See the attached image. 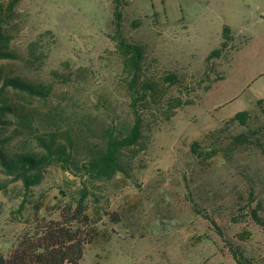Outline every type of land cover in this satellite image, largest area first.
<instances>
[{
	"label": "rangeland",
	"instance_id": "obj_1",
	"mask_svg": "<svg viewBox=\"0 0 264 264\" xmlns=\"http://www.w3.org/2000/svg\"><path fill=\"white\" fill-rule=\"evenodd\" d=\"M113 6V0H20L4 23L20 54L1 62L5 71L52 84L46 99L8 89L9 101L35 119L31 132L16 136L10 117L0 132L6 144L38 151L36 136L54 130L61 138L70 131L78 143L74 164L53 162L29 188L0 166V254L32 235L38 220L61 218L86 191L93 238L80 264H239L242 255L264 264V106L255 107L247 86L254 75L264 79V20L256 21L264 0H126L125 15L136 21L127 34L145 47L141 77L156 82L155 99L129 89L109 35ZM225 26L235 39L222 57L206 62ZM31 40L38 46L29 56ZM233 55L238 63L230 67ZM171 71L181 82L163 79ZM218 72L225 77L205 89ZM133 109L142 138L120 149L121 171L94 178L83 166L84 146L103 144L106 130L125 133ZM243 109L251 111L246 125L231 120ZM239 134L245 143L236 141ZM194 141L204 156L191 152Z\"/></svg>",
	"mask_w": 264,
	"mask_h": 264
},
{
	"label": "trees",
	"instance_id": "obj_2",
	"mask_svg": "<svg viewBox=\"0 0 264 264\" xmlns=\"http://www.w3.org/2000/svg\"><path fill=\"white\" fill-rule=\"evenodd\" d=\"M20 0H8L3 6L0 4V132L5 127L11 117L16 121V127L12 134L18 136L25 132H31L33 129L34 116L32 110H27L24 105L10 102L7 91L12 89L16 92L28 95L29 97H38L46 99L51 90L52 84L21 75H10L5 71L2 61L16 60L20 58L11 47V41L14 33L8 30L4 23L12 19L16 13V6ZM113 18L112 26L115 34H109L115 43V51L122 63L123 71L128 73V86L132 93H137L140 99L147 97L148 94L155 99L156 82L143 79L144 63L147 60L145 47L138 41L130 38L127 34V26L133 27L136 21L130 22L125 15L124 5L126 0H113ZM223 40L220 45L212 49L206 56V62L223 56L228 44L235 39L228 26L222 31ZM38 46L37 40H31L27 46L29 56L34 55ZM43 55V54H42ZM43 57L37 55L33 61L38 65L42 63ZM58 75L57 71H53ZM206 75V74H205ZM225 77L223 72H218L212 81L205 86V89H211L212 84ZM172 84L181 82L179 74L175 71L168 72L163 78ZM127 80V79H126ZM204 81V78L201 79ZM200 80V81H201ZM140 83V91L135 90ZM189 89L188 91L190 92ZM132 105L138 101L139 97L133 96ZM181 99H176L177 105H182ZM187 104L191 100H185ZM264 106V99H258L255 107L261 109ZM134 119L132 124L126 128V132L115 134L110 129L106 130L104 143H88L84 146L87 156L83 166L86 171L96 179H107L116 172L121 171L123 166L119 158L120 149L130 147L139 143L143 135L142 119L133 109ZM251 118L250 109H243L236 112L232 121H237L241 125H246ZM63 137L54 130L46 136H36L35 142L40 147L38 151H12L0 133V166L7 174H12L22 180L24 186L29 188L38 184L42 179V170L53 162H61L64 165L74 164L73 151L77 146L76 136L70 131L62 133ZM12 136H10L11 138ZM61 138V139H60ZM236 141L245 143L247 141L244 134L235 136ZM200 141H194L191 146V152L198 156H204L202 153ZM264 153V148L262 149ZM207 153V152H206ZM210 156V155H208ZM86 191H82L77 202L68 203L61 213V218L38 220L34 227L32 235L26 234L19 237L15 246L7 254H0V264H80L85 245L91 242L93 238L92 227L89 225L86 206L84 204ZM256 217V210L253 209ZM261 222V220H257ZM239 264H252L250 259L242 255L238 260Z\"/></svg>",
	"mask_w": 264,
	"mask_h": 264
},
{
	"label": "crops",
	"instance_id": "obj_3",
	"mask_svg": "<svg viewBox=\"0 0 264 264\" xmlns=\"http://www.w3.org/2000/svg\"><path fill=\"white\" fill-rule=\"evenodd\" d=\"M258 14H259L258 15L259 20L257 19L256 21L260 23L262 20H264V11H260ZM236 53H237V56L240 55V48L235 52V54ZM234 55H233L230 67H232L234 63L235 64L238 63L236 60H234V57H235ZM262 56H264V50L262 52ZM260 76L261 75H257V76L254 75V77L250 79L252 83L247 85L249 87V94H252L251 101L253 102V104H255L256 100L258 99H264V79L260 80L259 78ZM248 78H247V82H248ZM243 85H245V82L243 83Z\"/></svg>",
	"mask_w": 264,
	"mask_h": 264
}]
</instances>
